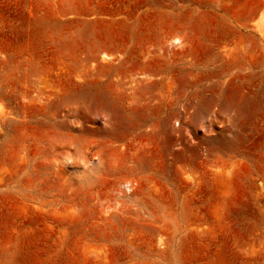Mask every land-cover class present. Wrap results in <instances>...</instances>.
<instances>
[{"label": "rangeland", "instance_id": "374dc122", "mask_svg": "<svg viewBox=\"0 0 264 264\" xmlns=\"http://www.w3.org/2000/svg\"><path fill=\"white\" fill-rule=\"evenodd\" d=\"M0 264H264V0H0Z\"/></svg>", "mask_w": 264, "mask_h": 264}, {"label": "bare ground", "instance_id": "6f19581e", "mask_svg": "<svg viewBox=\"0 0 264 264\" xmlns=\"http://www.w3.org/2000/svg\"><path fill=\"white\" fill-rule=\"evenodd\" d=\"M104 57H105L106 59H108V58H109V56H104ZM54 106H57V104L55 103V104H54Z\"/></svg>", "mask_w": 264, "mask_h": 264}]
</instances>
